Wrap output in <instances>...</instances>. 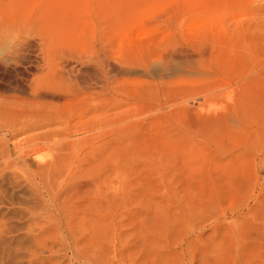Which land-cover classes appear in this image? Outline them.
Segmentation results:
<instances>
[{
  "label": "rangeland",
  "instance_id": "1",
  "mask_svg": "<svg viewBox=\"0 0 264 264\" xmlns=\"http://www.w3.org/2000/svg\"><path fill=\"white\" fill-rule=\"evenodd\" d=\"M104 36L114 65L170 40L189 58L126 69L138 101L94 89L46 126L0 118V264H37L60 236L106 259L186 236L190 264H264V0H0V64L26 44L0 66V108L17 103L14 81L46 75L40 55Z\"/></svg>",
  "mask_w": 264,
  "mask_h": 264
},
{
  "label": "bare ground",
  "instance_id": "2",
  "mask_svg": "<svg viewBox=\"0 0 264 264\" xmlns=\"http://www.w3.org/2000/svg\"><path fill=\"white\" fill-rule=\"evenodd\" d=\"M101 38L102 39L99 41V44H95V45L93 44L92 46L89 47L87 46L86 48L84 47V49L82 48L80 52L77 51L74 52L73 50V52L67 51V53H59L58 50L56 51L58 53L52 52L49 54L48 57H46V54L45 55L43 54L42 56L40 55L38 57V63L37 66L35 67V70L38 74L39 73L41 74L43 71L44 72L47 71L46 75H44L41 78H31V79L22 78L20 80L14 81L13 83L14 88L12 92H14L15 94L17 93L22 94V96L24 95L23 97L25 98L26 96V98L22 99L18 94L17 95L20 98L15 96V94L13 97L11 96L12 101L14 100L13 102H17V103L10 104L11 109L0 108V118L2 120L5 119L4 121L5 123L7 122L6 124L9 127H14L16 124L20 125V124H25L26 122L29 123L30 121L35 122L40 126L43 125L46 126L49 123H55L56 121H61L63 118H64L63 120H65L68 113L67 109H73V108L77 109L78 106L82 105L85 102H88L89 100L87 101V98L90 92L93 93L96 89L98 91L100 89L103 93H107L111 97L114 96L120 97L123 95L125 96L127 94L128 95L133 94L136 96L134 100L138 101L139 98L138 95L140 94V92L138 91L139 89L132 88L130 90V88L126 89L125 87H123L127 83V81L123 80L124 78L122 77V74L124 73V71H126V69L146 68L147 66L149 67L148 64L151 61L156 59L162 61L163 64L165 63L164 65H169L172 61L175 62L177 60V62L179 61L178 63L182 62L183 64H179V65H181V67H184V64L187 62V59L189 58L187 57L188 55H186L188 54V52L183 54L186 55V57L185 56L182 57L181 54L184 53L185 50L183 49L184 51L182 50L183 52H181V50L179 49L178 51V48L176 49V47L171 46V44H173V41L170 40L172 42L169 43L170 45L164 42L166 46L158 45L156 43H151L146 47H139L137 49H134L135 51L133 50L132 52L127 54L120 51V53L118 54L117 62L118 63L120 62V65L122 66H118L117 64H115L117 65L115 66L113 64L114 59L113 60L111 59L114 55H117L116 53L113 52L114 49L113 44L108 45L107 43L108 41L105 40L106 38L105 36ZM17 41L14 47L11 45L13 47V51L10 53V55H8L6 58H4V60H2L5 63V65H3L2 63L1 64L3 65L2 67L5 70H7L8 66H14V67L18 66L20 63L19 61H22L20 59L21 56L20 52L24 48H26V44L24 42H17ZM167 41L169 40L167 39ZM26 42H28V39ZM27 46L30 45L27 44ZM42 51L40 52V54L43 53ZM179 52L181 53L179 54ZM110 60L112 61L113 65L110 63ZM83 65H88L86 76H83L82 70L80 71L78 69V67L80 68V66L84 67ZM167 68L168 67H166V69ZM124 75L125 74H123V76ZM148 92H149L148 97H152L151 96L152 92L150 91V89L148 90ZM40 98H49L52 100L51 102L53 101L61 102V105L60 106L41 105L37 103V101ZM82 107L84 108V106ZM79 108L81 109V107ZM34 119L36 120L40 119V121L38 122L33 121ZM9 127L8 130H11ZM54 141L55 143L57 142L56 140ZM76 236L77 238H79V235H75V237ZM60 237L62 239V243L60 239L57 240L60 243V244L58 243L59 245L57 248H56L57 245L56 246L53 245L54 247L50 246L49 248H47L46 252L48 253V256L46 255L37 264H44V262L48 264H65L64 263L65 260H67L69 264H190L189 255H188V244H186L187 239L185 238L186 236L181 239V242L179 244H173V245L169 243L168 237L164 236L162 238V241L165 242V244L162 245L163 247L160 248L159 246L158 248V245H156V243L150 244L149 247H147V249L151 247L150 250L145 251L144 248L146 247H144L143 248L144 253L141 252V254L143 253L142 254L143 256L137 257V255H139L138 254L139 251H138L136 255L137 258H128V257H132L129 256L128 252H127L128 256L126 257L124 255L126 258L124 256L123 258L121 256L122 255L121 253L125 251L124 248L127 249V247L125 246H123L124 248L122 249L124 250L122 252H118L121 251V248H119V250L113 249V251L112 248H110L111 252H113V255L110 254L111 252L109 248L105 247L108 248L107 251V253L109 252L107 254L109 256L108 258L112 257V259H106L105 258L106 256L104 257L102 256V254H100L101 249L97 250V248L101 246H96L97 248L95 247L96 244L95 239H94L95 244L92 242L94 246L90 248L88 246L89 240L87 241L88 243V245H86L87 247L86 246L83 247V245H85L86 242L82 243L81 244L82 247H80L79 246L80 244L78 242L82 238L78 239L79 241L77 242L74 237H73L74 239L72 237L71 238L69 237L70 239L64 237L67 240L73 241V242L71 241L70 243L71 245H70L68 244L69 241L66 242V240H64L62 236ZM152 239L155 240V238L153 237ZM94 240L92 239V241ZM99 244L100 243H98V245ZM18 247L19 246H16L14 250L17 251L19 249ZM178 249H180V252H177ZM128 250L131 249L128 248ZM135 251L133 250V253H131L130 251L129 252L135 255L134 253ZM59 253L61 254L65 253L64 255L66 257L65 256L60 257V255L57 256ZM15 254H16L15 256L17 257L18 253L16 252ZM69 254H71V257H68ZM104 255H106V252L104 253Z\"/></svg>",
  "mask_w": 264,
  "mask_h": 264
}]
</instances>
